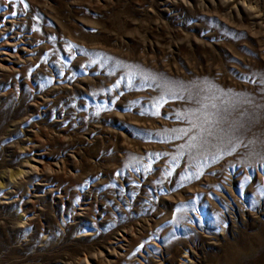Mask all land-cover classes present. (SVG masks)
Here are the masks:
<instances>
[{"label": "rangeland", "instance_id": "obj_1", "mask_svg": "<svg viewBox=\"0 0 264 264\" xmlns=\"http://www.w3.org/2000/svg\"><path fill=\"white\" fill-rule=\"evenodd\" d=\"M0 264H264V0H0Z\"/></svg>", "mask_w": 264, "mask_h": 264}]
</instances>
